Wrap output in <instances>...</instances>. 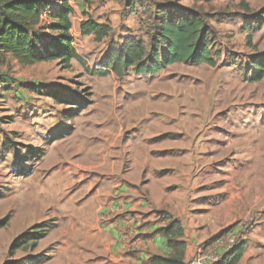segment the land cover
Instances as JSON below:
<instances>
[{
  "label": "rangeland",
  "instance_id": "obj_1",
  "mask_svg": "<svg viewBox=\"0 0 264 264\" xmlns=\"http://www.w3.org/2000/svg\"><path fill=\"white\" fill-rule=\"evenodd\" d=\"M106 2L111 8L100 12ZM142 3L143 8L129 14L125 0H89L92 13L104 15L112 31L96 42L71 29L85 65L72 61L66 70L54 61L22 66L8 55L0 56V220L9 216L0 229V264L8 259L24 264L31 255H50L52 247L45 248L43 239L34 249L8 255L13 238L34 223L51 219L30 189L109 187L110 168L101 140L115 139L116 131L105 130L103 118L109 111L110 117L122 119L120 112L127 108L147 111L150 127L145 137L166 144L162 151L168 157L180 155L178 168L188 177L187 189L215 190L210 194L212 208L205 210L209 237L201 250L220 259L243 243L237 264H264V76L253 80L246 67L248 59L264 51V25L255 22L264 0ZM169 3L206 15L214 66L177 62L141 74L129 68L120 78L113 72L104 76L89 72L127 37L141 38L148 45L146 33L155 5ZM50 91L86 106L66 120L72 106L47 97ZM66 126L73 127L72 133L50 142ZM133 132L123 130L117 142H126ZM126 163L123 160L124 168ZM164 168L175 173L172 162H164Z\"/></svg>",
  "mask_w": 264,
  "mask_h": 264
},
{
  "label": "crops",
  "instance_id": "obj_2",
  "mask_svg": "<svg viewBox=\"0 0 264 264\" xmlns=\"http://www.w3.org/2000/svg\"><path fill=\"white\" fill-rule=\"evenodd\" d=\"M68 4L73 9L71 23L76 34L81 36L78 25L87 17L104 22V15L92 13L89 0H68ZM110 6L106 2L99 11H107ZM120 113L122 119L110 117L109 111L103 118L104 129L116 131L115 139L107 140L104 130L100 132L111 175L107 189H30L42 212L49 211L50 218L55 219L54 228L41 240L45 248L52 247L48 262L148 264L152 256L167 257L171 248L159 231L167 216L178 220L183 228L184 264L209 237L206 229L210 217L205 210H211L210 194L215 190L187 189L188 177L181 176L178 168L180 155L168 157L162 151L166 144L145 137V129L150 127L146 124L147 111L127 108ZM159 127L163 129V123ZM128 129L134 130L130 138L118 143L121 132ZM125 159L129 162L127 168L123 167ZM167 161L174 163V174L165 170Z\"/></svg>",
  "mask_w": 264,
  "mask_h": 264
},
{
  "label": "trees",
  "instance_id": "obj_3",
  "mask_svg": "<svg viewBox=\"0 0 264 264\" xmlns=\"http://www.w3.org/2000/svg\"><path fill=\"white\" fill-rule=\"evenodd\" d=\"M125 5L129 14L144 6L142 0H125ZM155 6L146 33L148 45L141 38H125L117 49H112L99 60V67L89 70L92 75L104 76L113 72L120 78L129 68L138 74L153 73L164 65L177 62L214 66L209 50L213 36L206 23V15L170 3ZM72 15L73 9L68 0H0V56L8 55L22 66L54 61L66 70L71 67L72 61L85 65L73 45L70 32ZM257 15L255 22L263 26L264 7ZM78 29L82 36H92L96 42L107 38L112 31L109 22L98 23L90 17L81 20ZM246 67L253 80L263 78L264 51L248 59ZM47 97L72 106L66 120L86 106L81 101L60 98L54 91H50ZM72 130L71 126L58 130L50 142L70 135ZM8 218L0 220V229ZM166 218V224L159 231L166 237L171 254L167 257L152 256L148 264H184L186 243L183 228L178 220L169 216ZM54 226L53 219L34 223L12 239L8 255L13 256L17 250L36 248ZM243 251L244 245L239 243L213 264H237ZM47 258L44 253L31 255L24 264H41ZM3 264H19V261L8 259Z\"/></svg>",
  "mask_w": 264,
  "mask_h": 264
},
{
  "label": "built area",
  "instance_id": "obj_4",
  "mask_svg": "<svg viewBox=\"0 0 264 264\" xmlns=\"http://www.w3.org/2000/svg\"><path fill=\"white\" fill-rule=\"evenodd\" d=\"M217 261H219V256L216 253L202 251L200 249L186 262V264H213Z\"/></svg>",
  "mask_w": 264,
  "mask_h": 264
}]
</instances>
